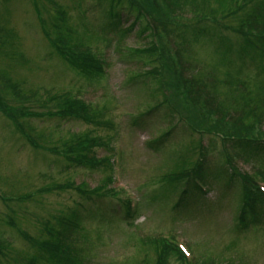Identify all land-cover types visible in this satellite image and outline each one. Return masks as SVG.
I'll use <instances>...</instances> for the list:
<instances>
[{
  "label": "trees",
  "instance_id": "trees-1",
  "mask_svg": "<svg viewBox=\"0 0 264 264\" xmlns=\"http://www.w3.org/2000/svg\"><path fill=\"white\" fill-rule=\"evenodd\" d=\"M37 1L31 0L36 15L40 11ZM94 2L96 6L104 5L102 13L105 23L98 32L102 37L112 33L115 35V42L138 44L130 49L128 55L135 59L139 57L141 65L137 68L138 75L129 78L128 82L123 84L121 91L141 90L148 101H145V111L139 116H134L131 124L138 125L137 130L142 133L149 134L147 126L149 124L159 131L160 134L147 143L153 150H160L164 142L170 140L172 135L178 134L177 121L182 123L183 129L191 139L186 146L190 149L191 155L183 157L181 151L173 152L179 158L181 165L176 167V172H166L158 178V181L163 183L162 195L168 197L171 194H180L182 197V183L189 178L184 182L191 188L186 198L189 194L195 198L199 207L207 208L211 204L216 205L214 201L220 194L216 187L223 190L226 186L238 202L236 231L243 232L257 224L264 227V216L260 222L252 216L257 204L264 206V195L252 181L244 176L237 178V173L234 175L231 172L236 160L255 163V168L264 162V127H260L264 121L260 118H255V123L249 120L250 117L257 115L264 118V114L255 115L252 109L239 112L234 107L225 105L227 98L232 100L239 98L237 91L239 93L246 91L248 85L244 79L241 81V89L236 88L237 91L224 88L225 85H230L227 73L240 71L241 63L254 65L256 71H259L258 77L264 78V24L251 23L264 21V14L248 15L247 19L251 18L252 21H240L241 26L236 31L239 47L231 44L223 35V32L231 30L224 21L235 17L238 12L244 11L256 0H94ZM210 3H214L215 6L209 7ZM259 5L264 6L257 4L249 9L256 8L257 11ZM51 8L55 10L56 15L47 9V21L42 15L38 16L39 25L43 30L45 28L48 30L52 19L57 17L62 19L64 14L60 12L58 15L57 9ZM127 24L129 25L126 28L123 27ZM57 29L59 27L55 26V30ZM45 36L49 41L50 54L62 59L89 86L97 84L104 76L106 65L93 56L90 49L78 51L75 47L73 49L59 45L64 40L60 34L56 35V40H49L48 33H45ZM171 44L175 50L171 48ZM178 46L182 49L180 50ZM205 46L211 49L214 71H206L203 68V70L198 69L195 74H189L191 59L195 60L196 57V47L199 50L200 47ZM222 67L227 72L221 73L225 78L216 75ZM149 78L152 80L151 84H148ZM0 82L2 89L14 94L13 102L17 104V107H14L5 99L4 104L0 100V114L10 123L15 134L21 138L26 147L34 152L56 156L58 161L63 162L64 170L82 169L92 175L96 170L110 167L111 163L106 155L100 159L96 158V149H105L106 139L96 132H110L116 127L112 118L104 117L106 105L93 107L71 92L33 99L30 95H20L17 85L4 80L3 73H0ZM33 104L39 109L40 107L52 109L39 111L33 108ZM53 119L58 120V124L70 121L82 123L90 129H85L82 133H70L69 138L62 139L58 147L52 146L42 133L25 129L26 121L42 123L45 120L55 121ZM178 146L181 148L179 143ZM214 150L220 155L218 165L215 162L217 155L209 159V155H213ZM190 178L206 181L212 185L213 193L209 197L202 196L199 189L191 184ZM106 180L111 182V177ZM234 187L235 189L232 190ZM68 190L75 192L82 201L72 207H66L67 210L57 214V217L35 218L45 232V239L42 235L38 238L28 237L23 231L19 232L20 229L16 227L13 217L15 211L7 206L9 203L33 202L42 195L58 194ZM103 190H105L104 185L99 184L91 192L95 198H100L103 195L100 192ZM0 192L6 195L10 191L0 187ZM86 192L83 182L74 185L66 180L62 184H51L39 189L31 188L25 193H17V198L13 195L14 198L2 199L1 203L8 211L1 214L3 224L24 238L35 254L29 257L19 256L15 260L10 254L9 246L4 244V241H0V260L9 258L8 264H62V257L70 253L66 236L69 233L74 234L82 226L84 213L88 212H84L87 210V203L83 204V201L88 202ZM118 204L119 202H109L106 209L99 211L100 220H105L109 216L116 217L118 212L114 208ZM124 216H126V208L121 217L125 218ZM92 219H96V216L92 215ZM52 221H54L53 225H51ZM138 245L143 251L150 249L153 254L152 258L146 257V264H184L179 251L162 241L146 240L138 242ZM193 264L216 263L193 260Z\"/></svg>",
  "mask_w": 264,
  "mask_h": 264
},
{
  "label": "rangeland",
  "instance_id": "rangeland-1",
  "mask_svg": "<svg viewBox=\"0 0 264 264\" xmlns=\"http://www.w3.org/2000/svg\"><path fill=\"white\" fill-rule=\"evenodd\" d=\"M36 3L40 10L38 15L35 13L31 0H0V73H3L4 80L17 85L20 95H30L33 99L39 97L43 99L47 95L71 92L93 107L106 105L104 117L105 119L112 118L116 127L110 132H96L106 138L105 149H96V156L99 158L104 155L108 156L110 146L118 147L122 155L119 162L120 174L114 176L118 178V181H114V185L111 184L110 188L114 189L115 185L122 184L133 189L139 197V216L132 224H135L134 227L143 229L146 234H170L176 237L177 240L186 244L181 243L190 253V257L193 258L195 254L197 262L264 264V228L254 229L241 235L235 233L232 229V221L236 218L234 207L238 202L226 186L223 190L216 187L220 193L214 201L217 207L211 204L210 207L202 208L196 201L191 202L192 204L188 205L187 209L176 212L171 209V205L178 200V195L171 194L168 197L162 195L163 183L158 181V178L166 172H176V167L181 165L174 153L181 151L183 157L191 155L190 149L186 147L191 139L183 129L182 123L177 121L178 134L172 135L170 140L164 142L160 150L150 151L151 148L147 143L157 137L160 134L159 131L149 124L147 125L149 134H146L137 130L138 125L131 124L134 116H139L145 111V101H148L141 90L121 91L123 84L128 82L129 78L138 75L137 68L141 65L139 57L135 59L128 56L130 49L138 44L118 43L115 42L114 34L109 33V36L102 37L98 33L105 23L102 13L104 5L96 6L94 0H38ZM257 4H264V0H256L251 6ZM214 6V3L209 4V7ZM51 7L57 9L58 15L60 12L64 14H62V19L59 17L52 19L48 30L47 28L43 30L39 25L38 16L42 15L47 21V9L56 15ZM250 7H246L235 17L224 21L231 30L223 32V35L236 47L240 46L236 34L241 26L240 21H252L251 18L247 19L248 15L264 14V6H257V11L256 8L249 9ZM251 23L262 25L264 21H252ZM128 25H123V27L126 28ZM55 26L59 29L55 30ZM55 31L59 32L55 33ZM45 33H48L49 40H56V35H62L64 40L59 45H65V48L74 49L75 47L78 51L90 49L93 56L106 65L101 80L89 86L62 59L51 55ZM178 48L182 49L179 46ZM195 56V60L191 59L192 64L189 60L191 65L188 70L189 74H195L198 69L203 70V68L206 71H214L213 55L208 46L200 47L199 50L196 47ZM240 68V71H233L229 74L222 67L220 72L216 73L219 78H225L222 72L229 75L230 85H225V89H241L243 79L248 85L246 91L242 93L236 90L239 98L236 100L227 98L225 105L234 107L239 112L252 109L255 115L256 113L264 114V78L258 77L259 71H256L255 66L250 63L249 65L241 63ZM151 83L152 80L149 78L148 84ZM13 95L8 90L2 89L0 82L1 103L4 104L6 100L7 103L17 107V104L13 102L15 99ZM33 108L39 111L52 109L50 107L39 109L35 104ZM255 118L264 121V118L259 115L250 117L249 120L254 121ZM53 120L55 121L45 120L42 123L26 121L25 129L42 133L46 140L56 147L62 139H68L70 133L77 131V133H82L85 129H90L83 124L71 121L58 124V120ZM260 127H264V124L261 123ZM178 143L181 148H178ZM214 155H217L215 162L218 165L220 155L216 150L213 151V155H209V159ZM248 164L252 167L255 165L252 162ZM62 166L63 162L58 161L56 156L34 152L26 147L21 138L15 134L10 123L0 114L1 188L11 193L22 194L31 188L39 189L51 184H62L67 180L68 183L72 182L74 185L86 181L88 189L91 190L106 174V171L104 173L101 169L90 175L82 169L64 170ZM251 166L243 163L236 165L240 172L253 174L255 170ZM258 166L264 172V163ZM209 188L211 189L210 186ZM234 189L235 187L232 190ZM81 201L75 192L68 190L58 194L48 193L28 203L12 201L7 206L15 211L13 217L17 228L28 237L38 238L42 235L45 239V232L37 224L35 218L38 216L57 217V214L67 210L66 207H72ZM1 202L0 200V241H4V244L9 246L10 254L15 260L19 256L34 255V250L13 229L3 224L1 214L8 211ZM84 203H87V210L84 212L92 208L103 211L108 206V201L104 200L83 201ZM82 222L85 233L88 234V241L83 245L91 257L87 261L80 260V253L75 250L77 264H146V257H153L150 249V252L141 249L132 230L126 229L125 225L120 224V229L116 225L114 232L102 231L100 225L103 222L97 224L85 213ZM53 224L54 221L51 222V225ZM140 238L146 240L145 236ZM67 241L72 243L74 248L80 249L77 242L69 238ZM188 245L192 251L188 249ZM91 258L95 260L91 261ZM9 262V258L0 260V264Z\"/></svg>",
  "mask_w": 264,
  "mask_h": 264
}]
</instances>
